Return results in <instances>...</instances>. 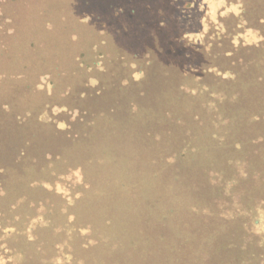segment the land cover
Returning <instances> with one entry per match:
<instances>
[{
  "label": "rangeland",
  "instance_id": "374dc122",
  "mask_svg": "<svg viewBox=\"0 0 264 264\" xmlns=\"http://www.w3.org/2000/svg\"><path fill=\"white\" fill-rule=\"evenodd\" d=\"M183 66L189 67L187 73ZM203 85L215 97L236 95L228 111L236 120L228 134L220 123L215 129L223 146L234 148L229 152L208 149L209 131L193 128L199 136L190 143L201 150L191 155L208 158L198 168L203 171L210 162L212 173H264V0H0V125L6 122L18 133L11 136L25 138L13 160L17 142L6 146L8 167L0 173L34 177L27 182L25 175L11 185L15 199L7 200L5 220L0 214V264H40L36 246L47 242L57 244L55 253H45L48 260L53 257L51 264H98L99 259L103 264H186L183 234L172 256L147 254L139 261L133 254L131 239H145L141 232L146 230L151 251L157 250L159 223L144 217L142 202L165 199V188L156 191L151 185L152 173H161L163 160L173 153L166 133L158 137V126L147 120L152 106L139 101L193 89V102L181 97L192 112L200 108ZM252 114L259 120L246 117ZM41 174L42 183L36 176ZM84 175H90V187ZM127 176L129 183L123 181ZM254 177L244 183L256 186L262 179L261 188L251 190L264 194V176ZM122 181L131 188L123 190ZM131 189L138 192L134 200L142 202L125 216H138L140 228L111 231L107 243L117 245L113 253L90 251L93 241L79 228L57 234L43 227L74 216L100 232V214L117 217L111 196ZM183 219L177 222L179 232ZM217 227L201 229L214 233Z\"/></svg>",
  "mask_w": 264,
  "mask_h": 264
},
{
  "label": "trees",
  "instance_id": "16d2710c",
  "mask_svg": "<svg viewBox=\"0 0 264 264\" xmlns=\"http://www.w3.org/2000/svg\"><path fill=\"white\" fill-rule=\"evenodd\" d=\"M190 65L192 67V64ZM181 69L184 73H187L189 67L183 66ZM225 75L229 76L231 73L226 71ZM246 81L248 82V80ZM174 85H177V83ZM240 86L243 85L241 84ZM203 87L204 89H200L204 94L198 101L200 102V108L192 112L190 110L187 111L183 107L185 104H183L182 98L187 97L184 100L193 102L196 99V96H194L195 90L193 89L190 91L189 89H185L189 93H183V95H178V97H150V95H146L139 101V103H144L146 107L152 106V109L148 112L150 115L147 120H151L158 126L156 129L158 137L166 133L169 147L173 151L166 160H163L165 166L161 169V173H152L151 185L156 191L165 188L167 191L165 199L156 196L152 200L146 199V201L142 202L141 199L134 200V197L138 195L137 190L131 189L130 194L124 192V196L118 192L114 196H111L112 199H110L114 215L117 217L111 219L106 215L104 218L100 214L98 220H100L101 231L97 233L91 231L80 219L77 218L76 220L74 216L71 217L70 221L67 218L64 224L62 222L56 225L55 222L49 221L43 227H47L50 230L54 229L55 232H58L57 234L61 232L67 233L66 231L69 229L74 233L73 230L79 228L77 229L78 233L90 235V239L93 241L89 249L90 251L95 248L98 251L104 249L103 251L109 254V252L117 247L115 243H107L111 231L118 228L120 233H124L140 228L141 221L136 222L138 216H136V220L134 216L131 220L130 215L126 218L125 210L130 209L134 204L142 202L147 211V216L144 217L152 223H159V238H156L153 244L157 248V250H153L154 252L151 251V247L149 246L150 239L146 237L148 235L147 230L146 232H141V235L145 239L142 240L135 237L131 239V246L133 249H136L133 254L140 256L139 261L145 258L147 254H151L152 259L164 255L172 256L171 252L175 248V245L180 242L178 238L183 234L184 238L181 242L186 247V264H264V194L251 190L253 187L261 188L262 179L253 183L257 184L256 186H253L252 183H244V179L249 177L252 179L255 178L254 176H256V179L261 178L264 176V173H212V164L210 162L204 166L202 171L198 167L203 160H207L208 158L201 159L191 155L193 152L196 154L197 151L201 150L200 146L196 147L190 143L198 140L199 135L196 136L193 132L195 126H205L203 129L209 131L207 141L210 144L206 145L208 149L213 150L215 153L222 149H227V152L234 150L233 147L225 148L223 146L221 140L224 139L220 137V130L215 131V129L223 126L227 134L233 130L234 125L230 124L235 122L236 117H231L228 111L233 107L231 103L235 101L236 95L226 93L221 97L218 95L215 97L209 94V91L212 90L210 87H205V85ZM216 102H218V109L214 108ZM139 103L136 104L139 105ZM246 117L253 119L257 118V115H246ZM255 120H259V116ZM219 123L222 125L216 126ZM226 125H230L231 130H227ZM14 133V136H18L17 131L9 128L6 122L4 126L0 125V161L4 164V166L0 167V172L8 167L5 164V160L7 159L3 158L7 149L6 146L10 147L11 143L17 142L13 145L16 148V146L21 145L25 141L23 136L21 138L11 136ZM18 151L19 148H16V151H13L10 155L12 160L14 158L11 156L16 155ZM225 160L221 161L222 165H226ZM194 169L196 170L193 171ZM197 169L202 173H197ZM164 171L166 173H163ZM261 174L262 176L259 177ZM25 175L27 176L28 174L0 173L1 221L6 218L7 204L9 202L7 200L10 198L11 203L15 199V197H10L11 185L22 181ZM36 176H41L38 179L40 182L43 180L42 174ZM16 178L17 180H14ZM26 178L27 182L34 181L33 175ZM130 180L131 177L127 176L123 181L129 183ZM83 181H85L86 186L89 185L90 187L92 184L90 182V175H84ZM123 181L121 182V186ZM122 188L125 190L131 187L128 184V186H122ZM106 197L108 195L104 193L103 198ZM14 208L19 212L20 205L18 204ZM68 216L70 215L68 214ZM119 217H121L120 221ZM181 217H184L180 221L182 222V233L179 232L177 225ZM10 218H8V221ZM96 223L97 220L94 218L93 226ZM215 223H218V227L214 233L213 231L212 233H209V231L205 232L201 229L207 225L212 227V224ZM161 229L162 231H160ZM137 244L139 246L141 244L140 249L139 246L137 247ZM39 246L44 248L43 252L37 249ZM56 246L57 244L53 242L36 246V254L42 257V260L39 259L40 264L52 263L53 260L51 262L50 260L53 257L48 260L45 253L46 250H52L55 253L57 251ZM59 246L61 247L62 245L60 244ZM110 246H112V250L108 249ZM165 246L167 247V251H165ZM21 254L17 255L20 256V259L22 257ZM98 264H103L102 260L99 259ZM112 264L121 263L113 262Z\"/></svg>",
  "mask_w": 264,
  "mask_h": 264
}]
</instances>
